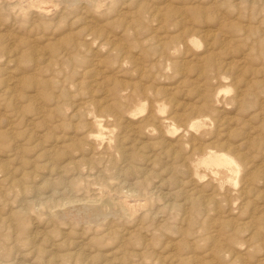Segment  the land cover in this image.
Returning <instances> with one entry per match:
<instances>
[{"label": "rangeland", "instance_id": "1", "mask_svg": "<svg viewBox=\"0 0 264 264\" xmlns=\"http://www.w3.org/2000/svg\"><path fill=\"white\" fill-rule=\"evenodd\" d=\"M0 264H264V0H0Z\"/></svg>", "mask_w": 264, "mask_h": 264}, {"label": "bare ground", "instance_id": "2", "mask_svg": "<svg viewBox=\"0 0 264 264\" xmlns=\"http://www.w3.org/2000/svg\"><path fill=\"white\" fill-rule=\"evenodd\" d=\"M27 1V0H26ZM40 2V1H39ZM36 3V2H35ZM44 3V2H43ZM34 6H36V5H34ZM41 8V7H40ZM95 137H97V136H95ZM213 154H211V156H212ZM215 155V154H214ZM206 160V159H205ZM207 161V160H206ZM204 162V161H203ZM208 163H210L211 165L210 166H212L213 164H215V165H223V166H225L226 167V165H231L233 162L231 161V160H229V159H227L226 157H224V155L223 156H221V157H219V155L218 156H213V157H210L209 156V159H208V161H207ZM204 164V163H203ZM207 165H209V164H207Z\"/></svg>", "mask_w": 264, "mask_h": 264}]
</instances>
